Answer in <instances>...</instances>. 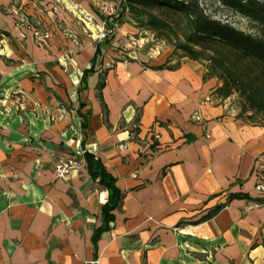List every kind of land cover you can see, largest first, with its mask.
<instances>
[{
  "label": "crops",
  "instance_id": "obj_1",
  "mask_svg": "<svg viewBox=\"0 0 264 264\" xmlns=\"http://www.w3.org/2000/svg\"><path fill=\"white\" fill-rule=\"evenodd\" d=\"M8 5L0 0V264H264V204L235 198L197 222L244 191L236 181L264 156V121L241 114L236 94L219 97L204 62L114 61L105 48L93 61L100 41L35 36ZM84 150L124 194L96 244L108 190ZM71 156L83 165L59 177L56 163Z\"/></svg>",
  "mask_w": 264,
  "mask_h": 264
},
{
  "label": "trees",
  "instance_id": "obj_2",
  "mask_svg": "<svg viewBox=\"0 0 264 264\" xmlns=\"http://www.w3.org/2000/svg\"><path fill=\"white\" fill-rule=\"evenodd\" d=\"M218 1L264 26V0ZM129 4L140 26L153 29L165 40L173 42L175 39V48L183 52L180 56L206 64L205 77H217L219 80L220 84L215 89L219 97L224 99L237 93L241 114L252 111L248 118L255 119L257 115L264 121V37L213 17L200 0H129ZM103 48L100 41L93 61L104 54ZM239 60L244 63H239ZM93 68L94 63L84 70L83 79ZM83 155L92 179L98 180L108 190V198L101 208L102 223L92 236L96 244L102 233L112 227L114 211L121 206L124 194L117 185V178L95 152L84 150ZM235 198L264 204V198H255L249 192L229 191L226 201L212 207L197 222L213 217Z\"/></svg>",
  "mask_w": 264,
  "mask_h": 264
},
{
  "label": "rangeland",
  "instance_id": "obj_3",
  "mask_svg": "<svg viewBox=\"0 0 264 264\" xmlns=\"http://www.w3.org/2000/svg\"><path fill=\"white\" fill-rule=\"evenodd\" d=\"M8 1L9 5L2 8L3 11L21 17L17 20L19 22L25 23L28 18L29 23L25 26L32 34L35 32L38 35L39 31L41 36L64 35L68 40L75 39L81 43L95 44L103 41L110 60L137 58L150 65L165 59L170 62L183 53L175 48V39L173 42L165 40L153 29L140 26L129 0ZM200 2L213 17L264 37V26L260 22L240 14L218 0ZM111 4L112 8L109 7ZM231 57H235V54ZM238 62L244 63L243 60ZM170 65L173 64L170 62ZM235 94L238 96L237 101H240L239 95ZM235 189L249 191L255 198H264V156L257 162L252 177L246 181H236ZM261 204L263 203L257 201V205Z\"/></svg>",
  "mask_w": 264,
  "mask_h": 264
},
{
  "label": "built area",
  "instance_id": "obj_4",
  "mask_svg": "<svg viewBox=\"0 0 264 264\" xmlns=\"http://www.w3.org/2000/svg\"><path fill=\"white\" fill-rule=\"evenodd\" d=\"M109 7L112 8V4ZM82 165L83 163L78 160L77 156L61 157L55 165V173L59 177H65L69 172L80 168ZM255 205H257V203L251 204V206ZM85 264H98V260L96 258L85 259Z\"/></svg>",
  "mask_w": 264,
  "mask_h": 264
}]
</instances>
